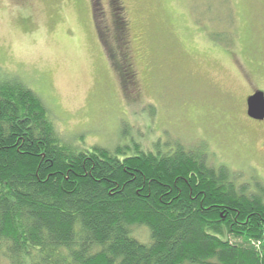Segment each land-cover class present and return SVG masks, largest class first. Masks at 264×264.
<instances>
[{"label":"rangeland","instance_id":"374dc122","mask_svg":"<svg viewBox=\"0 0 264 264\" xmlns=\"http://www.w3.org/2000/svg\"><path fill=\"white\" fill-rule=\"evenodd\" d=\"M115 14L128 22L129 85L109 55L113 35L98 32ZM5 78L44 101L73 147L179 143L251 191L264 185V122L246 104L264 92V0H0ZM134 235L149 241L145 227Z\"/></svg>","mask_w":264,"mask_h":264},{"label":"trees","instance_id":"16d2710c","mask_svg":"<svg viewBox=\"0 0 264 264\" xmlns=\"http://www.w3.org/2000/svg\"><path fill=\"white\" fill-rule=\"evenodd\" d=\"M116 21L103 30L129 85ZM0 264H264V185L251 191L179 143L73 147L34 91L1 79Z\"/></svg>","mask_w":264,"mask_h":264},{"label":"water","instance_id":"95a60500","mask_svg":"<svg viewBox=\"0 0 264 264\" xmlns=\"http://www.w3.org/2000/svg\"><path fill=\"white\" fill-rule=\"evenodd\" d=\"M246 102L248 117L256 121H264V92H254Z\"/></svg>","mask_w":264,"mask_h":264},{"label":"flooded vegetation","instance_id":"af4514ba","mask_svg":"<svg viewBox=\"0 0 264 264\" xmlns=\"http://www.w3.org/2000/svg\"><path fill=\"white\" fill-rule=\"evenodd\" d=\"M113 7H114V9L115 10H118V8L116 7V5L114 4L113 5ZM93 8H94V13H93V16H94V18L96 19V20H98V19H101V16H102V13L99 11V9H98V7H97V4H95L94 3V5H93ZM118 14H119V12H118ZM118 22H119V24H121V27L120 28H123L124 29V27H125V29H128V22H127V20L125 21V22H121V18H120V16H118ZM124 26V27H123ZM99 27V26H98ZM97 27V28H98ZM98 32L100 33V35L101 34H103L104 35V30H103V28L101 27H99L98 28ZM103 35H102V40H103ZM105 41L103 40V43H104ZM110 43H113V42H110ZM122 45H123V49H122V52H120V55H119V53L117 54V55H119L118 56V60H121V62L122 63H125V64H127V58L128 57H131L130 56V53H129V46H128V41H127V35L124 37V39H123V41H122ZM111 46V45H110ZM254 94V93H253ZM253 94H251V95H253ZM250 95V96H251ZM246 104H247V102H246ZM251 119V118H250ZM251 120H253V119H251ZM254 121H256V120H254ZM257 122H264V121H257Z\"/></svg>","mask_w":264,"mask_h":264}]
</instances>
